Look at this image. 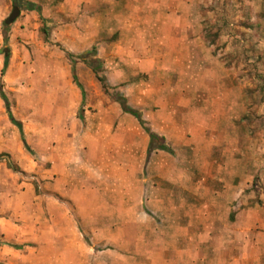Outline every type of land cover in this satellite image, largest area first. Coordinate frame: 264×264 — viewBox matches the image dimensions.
<instances>
[{"label": "crops", "instance_id": "1", "mask_svg": "<svg viewBox=\"0 0 264 264\" xmlns=\"http://www.w3.org/2000/svg\"><path fill=\"white\" fill-rule=\"evenodd\" d=\"M32 1L9 42L39 15L55 45L11 49L8 80H39L10 103L33 152L0 96V264H264V205L245 192L264 184V146L240 132L264 0ZM94 48L108 91L79 57ZM110 91L169 149L148 152Z\"/></svg>", "mask_w": 264, "mask_h": 264}, {"label": "rangeland", "instance_id": "2", "mask_svg": "<svg viewBox=\"0 0 264 264\" xmlns=\"http://www.w3.org/2000/svg\"><path fill=\"white\" fill-rule=\"evenodd\" d=\"M9 4H12V0H9ZM50 22V21H49ZM32 24H27V29L25 30L24 35H18L15 37L11 42H9L11 49L14 51V54H17L19 52H23L26 49H34L39 48L41 46L46 47L55 45L54 42L50 40V37L53 35V26L48 24L46 22V18H43L39 15L33 18ZM251 26L252 24H247L245 26ZM253 27L256 26L257 29H259V26L262 25H252ZM213 29H210V31H215ZM1 33V28H0ZM255 39H259L258 37ZM262 40V39H261ZM259 40H256V43L254 44V52L256 53L258 59L256 58L254 61V69L252 71H249L248 77H246V80H249L250 85L248 87L249 93L252 95V103L248 106V111L250 116L244 115L240 119V132L242 134L249 133L251 137H253V142L256 145L264 146V44L263 42ZM264 41V39H263ZM43 42V43H42ZM48 42V44H47ZM258 43L261 45L259 46ZM5 45L3 36H0V48ZM93 56H90L88 60L92 59ZM21 61V58L18 59ZM3 68V67H2ZM18 66L13 67V71H16V75L14 77V80H8V75L10 69L7 68L5 70V73L2 74V69H0V87L2 85L5 93L8 95L10 99L11 105H16L17 97L20 95H23V88L26 87L25 84H30L31 81L28 78H32L30 74L28 75V78H25L22 74V70L20 71ZM104 74V73H103ZM246 73L242 75V77L245 78ZM38 76L32 81L34 84L38 82ZM20 88V89H19ZM110 95L112 98L117 99L116 91H110ZM264 156V154H262ZM164 158V157H162ZM150 159L148 160L147 164L148 167L145 168L144 176H149L151 174V168H150ZM12 162V161H11ZM14 167H17L19 170H14L18 172V175L23 178L26 177V174L24 173V170L21 169L20 166H18L16 163L12 162ZM147 166V165H146ZM36 176V175H35ZM30 181L34 182L37 191H38V180L36 178H33L32 175H30ZM21 178V179H22ZM257 185V186H255ZM247 193H251L252 196L247 201V204L257 203L258 201L261 203V205H264V184L260 182L254 183L252 186H250L248 189H246ZM150 193L148 192V197Z\"/></svg>", "mask_w": 264, "mask_h": 264}, {"label": "trees", "instance_id": "3", "mask_svg": "<svg viewBox=\"0 0 264 264\" xmlns=\"http://www.w3.org/2000/svg\"><path fill=\"white\" fill-rule=\"evenodd\" d=\"M31 9L39 10L40 6L38 3H36L32 0H12L11 10L7 14V16L2 20L1 34L3 36V40L5 43L4 47L0 49V53H2L4 55V65L2 68V74L5 73V70L7 69L9 62H10V58H11V48L8 44L9 39H10L11 29H12L13 25L15 24V22L18 20V18L21 16L22 11L31 10ZM68 54L71 57H73V54L71 52H68ZM87 56H93L92 59H90V60L86 59L85 62L88 63L92 67V69L94 70V72L96 74V77L98 78V80H100L102 82L104 89L106 91H108L106 76H105V74H103V70H104L103 61L101 58L97 57L96 49L94 48L85 54L79 55L80 58L81 57L85 58ZM72 69H73L74 80L77 83V85L79 86V88L82 90L83 95L85 96L86 90H85L84 85L81 83V81L79 80V77L77 75L76 60L75 59H72ZM116 95H117V100L121 103L124 111L133 114L140 121V123L144 127V129L149 133V135L151 137V141H150L148 152H151L155 148H161V149H165V150L169 149V147L164 143V141H165L164 138L160 137L156 132L152 131L150 126L146 124V121L143 119L141 112L138 109L130 106L126 100V97L123 94H121V92L116 91ZM0 96L5 102V106H6L8 114H9L10 120L20 128L21 133H22V139H23V142H24L26 148L33 152V150L31 149L30 145L28 144V142L26 141V138L24 136L23 124L20 120L16 119L15 116L13 115L12 110L10 108L9 97L7 96V94L5 93V91L2 88H0ZM79 116L81 118L84 117L83 116V109L80 110ZM1 156H2V154H0V158H1ZM8 166L14 170H19L17 167H14L13 163L9 160H8Z\"/></svg>", "mask_w": 264, "mask_h": 264}]
</instances>
